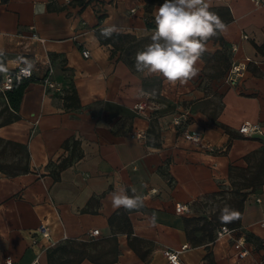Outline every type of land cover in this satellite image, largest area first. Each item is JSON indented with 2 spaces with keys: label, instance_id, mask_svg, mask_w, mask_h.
Masks as SVG:
<instances>
[{
  "label": "crops",
  "instance_id": "crops-1",
  "mask_svg": "<svg viewBox=\"0 0 264 264\" xmlns=\"http://www.w3.org/2000/svg\"><path fill=\"white\" fill-rule=\"evenodd\" d=\"M163 2L0 0V77L20 56L36 62L19 111L0 118L12 117L0 126V164L29 168L0 169V264H31L37 255L50 264L51 253L53 264H62L72 247L79 264H169L163 251L184 245L182 264L264 258V186L247 191L233 237L209 235L200 220L221 211L237 187L231 182H241L230 179V168L253 166L258 156H249L264 148V0H206L230 19L223 16L222 43L207 42L199 73L186 84L135 69ZM113 25L119 32L105 37L102 30ZM31 28L44 45L28 39ZM217 53L231 65L247 63L244 76L235 83L228 71L218 76ZM48 61L61 93H48L40 81ZM138 104L145 109L137 111ZM245 122L262 125L263 135H241ZM193 131L199 144L184 138ZM122 187L129 195L135 187L144 207L115 208L111 193ZM178 205L188 211L178 213ZM41 225L49 238L39 236ZM94 230L99 235L88 237ZM241 237L250 251L244 259L234 247Z\"/></svg>",
  "mask_w": 264,
  "mask_h": 264
},
{
  "label": "clouds",
  "instance_id": "clouds-1",
  "mask_svg": "<svg viewBox=\"0 0 264 264\" xmlns=\"http://www.w3.org/2000/svg\"><path fill=\"white\" fill-rule=\"evenodd\" d=\"M210 8L206 0H164L157 9L151 43L136 53L135 69L159 74L170 83L186 84L196 77L199 73L197 64L207 51V42L228 27ZM118 32L115 25L102 30L105 37ZM131 193L129 195L123 187L111 193L113 206L127 210L143 208V195L135 187ZM239 216L240 213L228 205L221 209L222 222H230Z\"/></svg>",
  "mask_w": 264,
  "mask_h": 264
},
{
  "label": "built area",
  "instance_id": "built-area-1",
  "mask_svg": "<svg viewBox=\"0 0 264 264\" xmlns=\"http://www.w3.org/2000/svg\"><path fill=\"white\" fill-rule=\"evenodd\" d=\"M65 1L69 2L70 0H65ZM132 12H134V10H132ZM28 39H30L34 43H39L41 45H44L46 42L44 39L40 38L36 34L33 28H31V35L28 36ZM243 39L246 40L248 39V37L243 36ZM236 50H237V45H232V51L234 52ZM82 55L85 59L90 58V52L88 50H83ZM35 66H36V62L34 60L26 58L24 56H20L17 60V66L11 69L10 71H8L5 74V76L0 80V91L2 93L11 91L13 90L16 84H20L24 80L34 79V73L36 70ZM246 70H247V63L245 62L232 63V65L228 70V76H227L228 82L235 83L238 79H241L244 76ZM53 73H54L53 68L51 67L50 61H48L47 63H45L43 76L41 77L40 81L48 93H53V92L61 93L62 88L52 78ZM135 109L137 111H143L145 109V105L138 104L136 105ZM238 132L246 137L263 135V127L258 123L253 124L251 122H245L239 127ZM183 135L184 138L191 143L199 144L201 142V135L198 132H194V131L184 132ZM137 138L139 139L144 138V135L138 133ZM176 211L178 213L186 212L188 211V208L183 205H178ZM37 232L40 237L44 239L49 238L48 229L44 225H41L38 228ZM234 232L235 230L230 229L226 226H222L217 230V238L220 239L225 236L233 237ZM98 235H99V231L94 230L91 231V233H89L88 237L91 238V237H96ZM234 242H235L234 247L237 251V257L239 259L246 258L250 254V251L245 246L246 240L241 237L235 239ZM37 243L38 240L35 239L34 245H36ZM188 248H189L188 245H184L180 250L165 249L163 251V255L169 264H182L180 255L183 252L187 251ZM2 264H14V263L11 259H7ZM31 264H41L40 255H37ZM255 264H264V258L260 259Z\"/></svg>",
  "mask_w": 264,
  "mask_h": 264
},
{
  "label": "trees",
  "instance_id": "trees-1",
  "mask_svg": "<svg viewBox=\"0 0 264 264\" xmlns=\"http://www.w3.org/2000/svg\"><path fill=\"white\" fill-rule=\"evenodd\" d=\"M226 11L227 10L225 9V12ZM214 12H216L220 16L221 19H223V16L224 18L227 16V13L223 12V10L221 9H216L214 10ZM229 19H230L229 17H226V20H229ZM214 39H218L221 43L223 41L219 35L214 37ZM258 50L260 51L261 54L264 55V45L262 47H259ZM220 55L221 53H217L214 59L215 58L217 59V57H219ZM219 59H220L219 61H222L221 63L222 67L219 70L218 76L219 75L223 76L226 73V71L229 70L231 63L229 62V59L224 55L219 57ZM2 78L0 77V80ZM33 81L34 79L24 80L22 83L16 84L13 90L11 91H7L4 93L0 91V108H1L0 118L4 114L5 110H10L13 114L19 111L24 92L26 91L28 85ZM74 97H76L75 91H73L71 94V98L73 99ZM13 117L16 118V115L15 116L13 115ZM11 119H12L11 116L6 117L5 119H3L2 122L0 121V126L12 121ZM252 156H258L253 166L248 165V168L245 170L234 168V167L230 168V179L233 178V176H238L239 178L241 177V182H237V183L231 182V185L233 186V188H235L236 185L237 187L234 190H232V192H230L232 193V197L230 198V200L226 201V205L238 211L240 213L239 218L234 219L227 223L222 222L220 218L221 211H216L215 214H213L210 221H207V219L205 218H201L200 220H204L202 229L204 230L206 229L209 235L213 236V232L217 231L222 226H226L233 230L237 229L241 224V217L243 213L244 202L248 194L247 191L248 190H251L250 192L257 191L264 186V148L260 150L259 152L249 156V158L251 159ZM66 165H67V159H64L61 161L60 168H64ZM19 166H20V163L18 164V166H11V165L7 166V165L0 164V169L2 171L5 170L6 173H8V171L18 168ZM16 171H17L16 173L26 172V171L28 172L29 168L26 164H24V166L19 167V169H16ZM9 174L15 175L14 173H9ZM114 219H115V215L111 217L110 219L111 226H113ZM195 229L196 227L193 228V230ZM64 249H67V248H64ZM66 251L71 252L73 256H72V259H70V261L68 260L62 264H79L81 260L83 259V258L78 257L79 256L78 254L80 253L77 250V248L72 247V248L67 249ZM51 254L49 256V263L53 264V262L55 261L53 260V255Z\"/></svg>",
  "mask_w": 264,
  "mask_h": 264
}]
</instances>
